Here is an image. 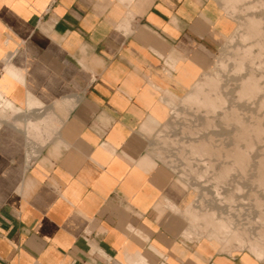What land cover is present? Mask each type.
Returning <instances> with one entry per match:
<instances>
[{"label": "crops", "instance_id": "1", "mask_svg": "<svg viewBox=\"0 0 264 264\" xmlns=\"http://www.w3.org/2000/svg\"><path fill=\"white\" fill-rule=\"evenodd\" d=\"M219 8L0 0V264H264L189 235V193L149 151L212 64Z\"/></svg>", "mask_w": 264, "mask_h": 264}, {"label": "rangeland", "instance_id": "2", "mask_svg": "<svg viewBox=\"0 0 264 264\" xmlns=\"http://www.w3.org/2000/svg\"><path fill=\"white\" fill-rule=\"evenodd\" d=\"M215 1L228 28L213 54L211 66L196 81L215 77L214 87L218 86L224 102H218L213 109L193 107L189 110L183 100L197 83L181 100L171 99L165 121L168 127L165 132L161 130L157 138L156 135L151 137L149 151L172 169L176 182L189 193V203L181 209L189 224L187 210L196 211L199 217L214 213L217 221L222 219L231 226L230 232L221 233L224 238L232 235V231L245 242L258 239L264 244V0H241L237 10L231 9L230 0ZM248 19L259 21V34L247 28ZM248 80L259 87L253 96H245L250 85ZM243 81L247 82L244 89ZM6 102L1 100L0 107L9 108ZM28 126L34 125L31 122ZM159 131L160 128L156 134ZM44 139L39 135L30 142L39 145ZM198 141L207 143L213 151L206 156L202 154L203 148L191 151L190 144ZM235 152L244 162L233 159ZM227 168V177L219 179L221 170ZM190 229L194 234L189 235L195 238L208 237L202 229L191 226ZM234 239L230 238L233 246L225 252L246 249L233 244Z\"/></svg>", "mask_w": 264, "mask_h": 264}, {"label": "bare ground", "instance_id": "3", "mask_svg": "<svg viewBox=\"0 0 264 264\" xmlns=\"http://www.w3.org/2000/svg\"><path fill=\"white\" fill-rule=\"evenodd\" d=\"M231 6V9L232 10H237L238 8V4L241 2V0H230L228 1ZM246 10V9H245ZM237 14V11L235 12ZM229 16V15H228ZM247 23V28H249L251 31H253V33H255V35L259 34L260 32L257 31L258 28L257 26L259 27L260 24L259 21L257 22L256 20L252 19H248L246 20ZM255 31V32H254ZM250 32V31H249ZM258 32V33H257ZM247 33V32H246ZM248 34V33H247ZM250 34V33H249ZM255 35H251V36H255ZM248 51V49L246 50ZM225 66V65H224ZM252 77V76H251ZM216 78L213 77V76H210L209 78H205V79H201V81H199V83H197L195 86H194V89H193V92L189 95H187L184 100H183V105L186 106L189 110H191L193 107H202V108H206V109H209V108H212L213 107L215 108L216 107V104L219 102H224V98H222V96L219 94V91H218V86H217V89H215L214 87V81ZM250 79V78H249ZM254 79V77H253ZM251 80V79H250ZM253 81V80H252ZM248 82L250 83V81L248 80ZM253 83V82H252ZM250 83L249 86H247V82L246 81H243L242 82V88H246L245 86H247L246 90H245V96L246 95H251L253 96L254 94H256V92L258 91L259 87L256 86L255 84H252ZM218 85V84H217ZM216 86V85H215ZM244 86V87H243ZM214 88V89H213ZM208 89V91H207ZM244 90H242V93H243ZM258 93V92H257ZM213 94V95H212ZM244 94V93H243ZM257 96V95H256ZM221 105V104H220ZM262 105H264V100L262 102ZM177 109V108H176ZM185 109V108H184ZM187 110V109H186ZM236 111V110H234ZM233 111V112H234ZM237 114V113H236ZM49 120L48 121H44L40 124H36L34 126H31L30 128H28V130H26V136H27V139L30 141L32 138L40 135V137H44V135H48L49 134V131L51 130L50 129V126L52 125V119L51 117L48 118ZM41 122V121H40ZM241 122V121H240ZM168 127V125H165L162 129L163 132L166 131V128ZM245 134V133H244ZM192 146H190L192 149L191 151L195 150V149H198V148H203V153L204 154L203 156H206L205 154H208L210 151L212 152L213 148L211 146H209L207 143L205 142H196L194 144H190ZM212 148V149H211ZM238 148V147H237ZM235 148V150L237 149ZM211 149V150H210ZM239 150V149H238ZM237 150V151H238ZM198 151V150H197ZM196 151V152H197ZM201 151V150H200ZM240 151V150H239ZM202 152V151H201ZM216 152V151H215ZM200 153V152H199ZM219 153V152H218ZM236 153V152H235ZM234 153V154H235ZM238 153V152H237ZM237 153L234 155V158L232 156L233 159H235L236 162H241L242 160L240 159H244V158H238L239 156V153L237 155ZM242 153V152H240ZM212 154V153H211ZM232 154V153H231ZM230 154V155H231ZM200 155V154H199ZM233 155V154H232ZM243 156V155H242ZM200 157V156H199ZM210 157V155L208 156ZM240 157V156H239ZM244 162V161H242ZM262 166V165H261ZM229 173V170L228 168L227 169H224V170H221L220 174H219V179H224L225 177H227ZM213 213V212H212ZM209 214V213H208ZM214 214V213H213ZM213 214H209L208 216H198L196 211L195 212H191L189 210L186 211V215L189 217L190 219V225L192 226V228L194 229H202L204 230H208V231H211L210 233L207 232L208 234V237L207 238H210L212 239V241L216 242L218 245L220 246H224V245H227L230 247V238L234 237L236 239L235 243L236 245H239L240 248H246L248 249L249 252H251L252 254L256 255V257H258L259 259H264V244L261 243L258 239L256 240H252V241H249V242H245L243 241L241 238H239V236L237 234H233V232L231 231L232 235H228V237H223L221 235L222 232L225 231L226 232H230L229 229H231V226L230 225H227L224 220L222 219H219L217 221L216 218H214ZM207 215V214H206ZM264 218V217H263ZM216 219V220H215ZM263 228H264V221H263ZM224 234V233H223ZM228 234V233H227ZM230 234V233H229ZM227 238V239H226ZM234 239V240H235ZM226 240V241H225ZM233 240V239H232ZM227 242V243H226ZM234 243V244H235ZM226 247H222L223 249L227 248ZM228 247V248H229ZM227 248V249H228ZM234 248V247H233ZM228 251V250H227ZM262 259V260H263Z\"/></svg>", "mask_w": 264, "mask_h": 264}]
</instances>
